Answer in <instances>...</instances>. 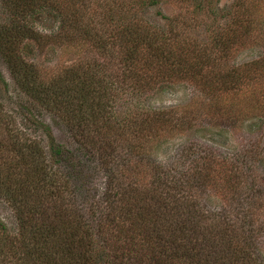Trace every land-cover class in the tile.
Returning <instances> with one entry per match:
<instances>
[{
  "label": "rangeland",
  "instance_id": "obj_1",
  "mask_svg": "<svg viewBox=\"0 0 264 264\" xmlns=\"http://www.w3.org/2000/svg\"><path fill=\"white\" fill-rule=\"evenodd\" d=\"M37 1L38 10L28 21L39 39L27 42L20 56L33 66V76L20 72L26 80L15 78L0 57V264H26L16 213L7 199L35 175L21 159L24 138L43 144L47 152L54 140L78 161L71 166L49 157L46 165H53L62 189L72 192L74 207H83L94 226L105 218L94 210L110 190L131 191L138 201L157 175L175 165L174 178L185 170L204 171V158L197 165L192 160L201 151L215 153L242 170L243 190H260L250 202L254 215L249 219L260 229L250 240L254 255L264 261V0ZM12 4L0 0L1 23L10 20ZM59 14L74 23L63 36ZM80 29L91 31L89 38ZM161 34L166 61L153 60L142 45L129 64L136 39ZM102 40L105 45L99 44ZM93 70L97 79L112 85L116 97L107 102L105 117L75 128L49 98L72 76L86 85L82 82ZM125 78L128 85L140 86L142 80L140 96L123 92ZM25 82L30 91H24ZM204 185L197 198L204 215L229 214L232 193L219 184ZM113 196L107 201L117 204L114 209L123 207L125 200ZM102 238L97 236V242ZM96 251L102 256L101 248Z\"/></svg>",
  "mask_w": 264,
  "mask_h": 264
},
{
  "label": "trees",
  "instance_id": "obj_2",
  "mask_svg": "<svg viewBox=\"0 0 264 264\" xmlns=\"http://www.w3.org/2000/svg\"><path fill=\"white\" fill-rule=\"evenodd\" d=\"M11 1L14 10H11L10 20L0 22V57L12 76L25 79L20 72L33 76L34 70L20 56L27 42L39 39L28 21L38 10V1ZM59 18L62 23L59 33L63 36L65 28L71 29L74 23L65 14H59ZM106 18L113 22L109 16ZM80 30L89 38L91 31ZM163 36L144 37L140 42L136 39L129 55V64L136 61L135 55L142 45L150 49L153 60L166 61L165 48L161 45L165 40ZM105 42L102 40L99 44L105 45ZM94 71L85 76L88 82L82 84L86 85H80L79 76H70L67 85L50 95V104L63 116L69 117L75 128L79 127L80 122L99 120V115L100 118L105 117L107 102L110 100L113 103L116 97L112 95V85L110 87V84L104 83V79H97ZM125 79L122 85L126 83V86H122V90L124 88L127 92H123L132 97L140 96L145 88L142 80L139 86L137 82L128 85V78ZM22 85L24 91H30L28 82ZM32 94L36 101H41L38 95ZM87 97H92L93 101L87 100ZM104 123L102 121V125ZM16 135H19L18 131ZM24 139L21 159L28 170L34 169L35 175L28 176V180L14 189L7 199L16 213L20 238L23 237L18 245L24 251L26 264H100L105 260L108 264H264V261L260 262L262 256L254 255V241L250 240L251 235L254 236L260 229L249 221L254 215V206L250 202L254 197L256 199L260 190H243L242 170L234 168L226 159H219L215 153H197L192 163L200 164L199 160L204 158V161H200L204 164V171H198L200 174L185 170V174L174 178L171 174L179 168V165H175L162 175H157L152 185L139 193L138 201L132 199L134 195L131 191L125 194L121 188H117L115 193V188H111L114 191L110 190L106 197L109 199L114 194L112 198L122 197L125 200L123 207L114 209L117 204L108 199L98 202L100 209L95 207L97 210L94 213H101L100 216H105V224L110 221L111 225H104L102 220L94 226L85 217L83 207H74L72 192L67 186L62 189L52 171L53 165H46L49 157L58 164L61 160L68 161L71 166L78 161L68 157L66 148L54 140L51 142L50 139V151L47 152L43 144ZM201 153L206 155L201 157ZM204 182L206 186L222 185L232 193L227 196L229 214L212 212L214 215H204L203 207L197 201L202 188L206 189ZM30 197H34L31 204ZM106 201L109 206L102 211L104 207L101 206ZM113 210L118 211L116 216L112 215ZM105 226L108 230H105ZM100 235L103 237L102 243L97 242ZM97 247L101 248L102 256L97 254Z\"/></svg>",
  "mask_w": 264,
  "mask_h": 264
}]
</instances>
